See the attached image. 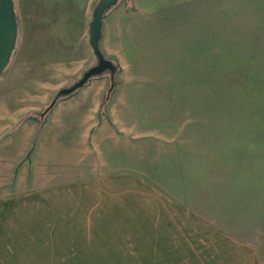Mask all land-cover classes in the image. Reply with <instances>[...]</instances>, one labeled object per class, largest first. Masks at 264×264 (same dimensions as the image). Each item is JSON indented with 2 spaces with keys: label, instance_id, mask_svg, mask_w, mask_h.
<instances>
[{
  "label": "rangeland",
  "instance_id": "obj_1",
  "mask_svg": "<svg viewBox=\"0 0 264 264\" xmlns=\"http://www.w3.org/2000/svg\"><path fill=\"white\" fill-rule=\"evenodd\" d=\"M13 2L0 264H148L169 199L264 264V0H118L100 39L115 71L65 94L98 63L99 0Z\"/></svg>",
  "mask_w": 264,
  "mask_h": 264
},
{
  "label": "crops",
  "instance_id": "obj_2",
  "mask_svg": "<svg viewBox=\"0 0 264 264\" xmlns=\"http://www.w3.org/2000/svg\"><path fill=\"white\" fill-rule=\"evenodd\" d=\"M84 180L87 181V179L79 178V184L92 185L96 192H94V197H96L103 180H98V182H85ZM116 183L113 182V185L108 184V186L114 188ZM66 194L62 197L58 196L63 207H68V201L62 199L68 195ZM73 200V205L80 203L79 198H73ZM169 200L173 215L171 216L170 211L171 219L169 215L163 216L164 228L161 233L157 232L150 243L156 245V248L145 250L148 256H155L151 257L148 264H256L251 247L244 246L217 230L210 229V226L203 222L204 219L199 217V212L192 209L190 204L187 207L180 206L173 203L172 199ZM185 224L187 226L184 229ZM150 233H155V231ZM208 238H213V240L210 241ZM139 252L141 251H137Z\"/></svg>",
  "mask_w": 264,
  "mask_h": 264
},
{
  "label": "water",
  "instance_id": "obj_3",
  "mask_svg": "<svg viewBox=\"0 0 264 264\" xmlns=\"http://www.w3.org/2000/svg\"><path fill=\"white\" fill-rule=\"evenodd\" d=\"M118 0H99L93 11L90 22V43L98 57V63L89 67L82 77L72 86L62 88L59 93H70L74 89L83 86L90 77L103 73L106 70L112 72L116 64L112 59L106 57L100 46L102 37L103 18L107 10ZM17 16L13 0H0V75L9 61L17 35Z\"/></svg>",
  "mask_w": 264,
  "mask_h": 264
},
{
  "label": "trees",
  "instance_id": "obj_4",
  "mask_svg": "<svg viewBox=\"0 0 264 264\" xmlns=\"http://www.w3.org/2000/svg\"><path fill=\"white\" fill-rule=\"evenodd\" d=\"M14 7H15V5H14ZM16 11V10H15ZM105 16V15H104ZM7 65V64H6ZM6 67V66H5ZM5 67H4V69H5ZM99 75V74H98ZM95 76V75H94ZM94 76H92V77H94ZM92 77H90V78H92ZM115 85H116V80H115V76L114 77H112V80H111V84H110V87H109V92H111L113 89H114V87H115Z\"/></svg>",
  "mask_w": 264,
  "mask_h": 264
}]
</instances>
